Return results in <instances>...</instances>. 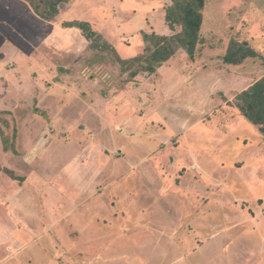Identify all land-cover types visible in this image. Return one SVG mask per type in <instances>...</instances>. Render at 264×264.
Masks as SVG:
<instances>
[{
	"label": "rangeland",
	"instance_id": "1",
	"mask_svg": "<svg viewBox=\"0 0 264 264\" xmlns=\"http://www.w3.org/2000/svg\"><path fill=\"white\" fill-rule=\"evenodd\" d=\"M169 1L83 0L65 15L96 44L48 45L100 63L61 44L43 67L21 3L0 0V264H264V140L235 107L264 75V0H206L195 58L155 72L104 48L128 60L142 31L172 34ZM233 38L260 56L225 63Z\"/></svg>",
	"mask_w": 264,
	"mask_h": 264
},
{
	"label": "trees",
	"instance_id": "2",
	"mask_svg": "<svg viewBox=\"0 0 264 264\" xmlns=\"http://www.w3.org/2000/svg\"><path fill=\"white\" fill-rule=\"evenodd\" d=\"M33 10L42 18L56 20L61 13V4L70 0H26ZM206 0H172L166 8L165 21L172 34H162L154 31H142L145 41L144 50L137 56L125 60L107 43L104 48L110 50L122 63H138L141 71L155 72L164 62L170 60L178 47L185 49L190 58L194 59L198 45L203 41L201 29L203 11ZM66 27H78L86 38L95 45L97 38L92 26L84 20L65 21ZM178 28H180L178 30ZM260 53L247 41L233 38L223 61L227 64L241 65L247 59L257 58ZM138 72V71H137ZM135 72L134 75L137 73ZM235 107L258 131L264 140V75L255 80L249 87L239 91L235 96ZM4 149L10 150L7 137L2 139Z\"/></svg>",
	"mask_w": 264,
	"mask_h": 264
},
{
	"label": "crops",
	"instance_id": "3",
	"mask_svg": "<svg viewBox=\"0 0 264 264\" xmlns=\"http://www.w3.org/2000/svg\"><path fill=\"white\" fill-rule=\"evenodd\" d=\"M10 1H14V0H10ZM16 1V0H15ZM18 2L17 3H21L20 5L23 7L20 11H18V12H21V13H23V15L24 16H20V17H22V20L23 19H26L27 20V24H28V26H24V28H25V30H26V32H27V34H28V39L30 40V42L31 43H34L35 45H36V47H37V49L38 50H41V46H44V47H46V49H48L49 51V55H47V56H45V55H40V56H42V60H39V59H36L37 61H38V63L39 64H41V63H43V67H48L47 66V63H48V61H49V59L51 58V56H50V53H51V55H54V53L57 51L56 49H59L61 46V44H63V46H64V48H61V49H63V52H61V54L62 53H64L65 51H64V49L65 50H67V49H69L70 50V55H72V60L70 61H66L67 63H68V65H74L75 66V64H77L78 63V61H79V59H81L82 61L83 60H85V58L83 59V58H80L81 56H78V54H73L72 53V51L74 52V50L77 48V46H72V40L70 39L69 40V44L68 45H66V44H64L63 42L60 44V45H55V43L54 44H51V45H48V43L49 42H54V40H55V38H56V36H59V39H58V41H59V43H60V37H61V35H62V33H64V35L65 34H67L68 33V31H70L69 33H68V37H67V39H69V38H71V35H70V33L71 32H73L74 33V35H76V37L78 36L77 35V33H79L80 34V36L79 37H81L82 38V40L84 41V43H85V45H84V48L85 49H90V41L86 38V36L83 34V32H82V30L80 29V28H78V27H66V26H64L63 24H64V22L65 21H71V20H82V19H67L66 18V15L68 14V13H70L74 8H76L77 7V5L79 4V3H81L82 2V4H83V0H70L69 2H67V3H62L61 4V6H60V8H61V13H60V15L58 16V19H56V20H49V19H45V18H42V17H40L34 10H33V8L30 6V4L26 1V0H17ZM24 1H26L27 2V4L29 5V7H27V5L26 4H22V3H25ZM14 3H16V2H14ZM172 3V0H170L166 5H165V9L167 8V6L168 5H170ZM65 12L67 13L66 15H65ZM25 17V18H24ZM152 30V29H151ZM150 30V31H151ZM76 33V34H75ZM159 33V32H158ZM142 35V34H141ZM142 38H143V36H142ZM58 51H60V50H58ZM86 61V60H85ZM69 62H70V64H69ZM87 63L89 62L90 64H95V66H98L97 64H99L100 62L97 60L96 62L97 63H95V62H93V61H86ZM89 64H87L86 65V67H85V69L86 68H91V67H89L88 66ZM68 67V66H67ZM84 69V70H85ZM88 69V70H89ZM63 71H64V73H63V77H65V76H71V74H73L74 72H75V70L73 69V70H69V69H67V68H65V69H63ZM79 77H80V75H79ZM75 78V77H74ZM98 79V78H97ZM96 79V80H97ZM57 82V81H56ZM59 82V81H58ZM56 89H58V86H56ZM53 90H54V87H53ZM54 92V91H53ZM5 150V149H4ZM11 150V149H10ZM5 151H7V150H5ZM9 151V150H8ZM149 157V156H148ZM142 160V159H141ZM196 160V159H195ZM125 174V171L123 172V175H120V177L122 176V179H124L123 177H126V175H124ZM118 184L119 183H121V181H116ZM83 192V191H82ZM130 196V195H129ZM99 204H100V202H98ZM85 204V203H84ZM91 204V203H90ZM88 202H87V207H88V205H90ZM22 205H24V204H22ZM86 205V204H85ZM109 207H110V205H109V203H105L104 205H103V208L104 209H106V210H108L109 209ZM85 208H86V206H85ZM108 212V211H107ZM81 216V215H80ZM113 219H115V217L113 218ZM94 220L97 222V224H95V225H100V226H102V224H103V221H101V219H99V217L97 216L96 218L94 217ZM9 221L11 222L12 221V219L9 217ZM75 221L77 222V224L79 225V226H82V224H84V225H86V226H89V225H93L94 224V222L93 221H90L89 219H88V216L86 217V216H84V218L82 219V221H79V219H78V215L76 214L75 215ZM14 223H15V226H17L16 225V222L15 221H13ZM81 222V223H80ZM25 227H26V225H25ZM26 229H27V227H26ZM88 230V229H87ZM22 231H24L25 232V230H23L22 229ZM102 230H101V228H100V232L99 233H104L103 231L101 232ZM113 233V235L112 236H117V237H119V235H120V233L119 232H117V231H114V232H112ZM50 234V233H49ZM15 236L14 234H11V233H9V237H8V240H10V236ZM43 235V233L40 235V237ZM95 237H97V238H101V237H104V235H99V234H97ZM14 238V237H13ZM53 238V237H52ZM13 241H17L16 240V237L14 238V240ZM9 242H8V249H9ZM39 247H41V248H44L43 246H40L39 245ZM10 252V253H9ZM11 252H12V250H9L8 251V253L9 254H11ZM12 256V254L11 255H9L8 257H11ZM88 264V263H87Z\"/></svg>",
	"mask_w": 264,
	"mask_h": 264
}]
</instances>
